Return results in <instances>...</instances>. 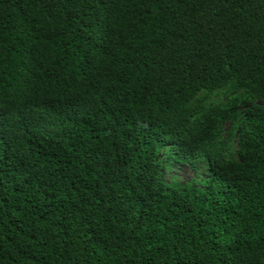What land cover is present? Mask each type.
<instances>
[{"label": "trees", "instance_id": "trees-1", "mask_svg": "<svg viewBox=\"0 0 264 264\" xmlns=\"http://www.w3.org/2000/svg\"><path fill=\"white\" fill-rule=\"evenodd\" d=\"M0 264H264V0H0Z\"/></svg>", "mask_w": 264, "mask_h": 264}, {"label": "rangeland", "instance_id": "rangeland-1", "mask_svg": "<svg viewBox=\"0 0 264 264\" xmlns=\"http://www.w3.org/2000/svg\"><path fill=\"white\" fill-rule=\"evenodd\" d=\"M163 178L166 182H170L172 178L176 179L179 183L191 182L194 179H203L207 176L204 169H198L188 164H180L171 162L167 168L163 169Z\"/></svg>", "mask_w": 264, "mask_h": 264}]
</instances>
